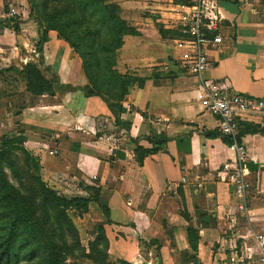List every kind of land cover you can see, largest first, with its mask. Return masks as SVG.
Masks as SVG:
<instances>
[{
	"label": "crops",
	"instance_id": "0c3cea01",
	"mask_svg": "<svg viewBox=\"0 0 264 264\" xmlns=\"http://www.w3.org/2000/svg\"><path fill=\"white\" fill-rule=\"evenodd\" d=\"M111 2L137 33L117 53L116 70L141 83L123 102L86 95L82 60L57 32L43 40L25 14L18 37L24 49L43 41L59 89L39 95L14 123L40 159L44 182L87 200L75 223L81 238L90 232L84 251L97 246L107 264H263L264 113L238 119L252 185L240 199L230 182L238 153L201 97L217 85L264 99V0ZM198 13L202 39L219 36L220 44L190 34ZM193 45L207 58L201 77L183 66L185 55L200 54Z\"/></svg>",
	"mask_w": 264,
	"mask_h": 264
},
{
	"label": "rangeland",
	"instance_id": "374dc122",
	"mask_svg": "<svg viewBox=\"0 0 264 264\" xmlns=\"http://www.w3.org/2000/svg\"><path fill=\"white\" fill-rule=\"evenodd\" d=\"M0 5V243L13 232L28 239L20 264L107 263L100 248L92 260L84 251L90 232L81 238L75 223L86 213L85 204L63 196L77 205L59 208L62 194L44 182L40 159L27 150L21 123H14L23 110L39 104L37 89L44 86L50 95L59 81L43 59V41L25 49L19 45L24 15L33 19L28 2L0 0Z\"/></svg>",
	"mask_w": 264,
	"mask_h": 264
},
{
	"label": "trees",
	"instance_id": "16d2710c",
	"mask_svg": "<svg viewBox=\"0 0 264 264\" xmlns=\"http://www.w3.org/2000/svg\"><path fill=\"white\" fill-rule=\"evenodd\" d=\"M42 31V39L47 40L51 31L58 33L60 39L67 42L81 58L83 70L89 82L87 96H99L111 104L123 102L130 88L141 83L129 75L117 70V53L124 46L127 36L137 35L122 18L121 8L111 0H26ZM1 15V14H0ZM44 86L37 89L36 95L45 94ZM32 91V90H31ZM59 208L77 205L73 200L59 197ZM85 204L87 200L75 199ZM19 223V222H17ZM1 229V228H0ZM28 239L13 232L8 239L0 243V264H20L22 249ZM100 253L93 246V253ZM105 259L106 255L103 252ZM94 262V261H93ZM95 264H107L96 261Z\"/></svg>",
	"mask_w": 264,
	"mask_h": 264
},
{
	"label": "built area",
	"instance_id": "2783aa9c",
	"mask_svg": "<svg viewBox=\"0 0 264 264\" xmlns=\"http://www.w3.org/2000/svg\"><path fill=\"white\" fill-rule=\"evenodd\" d=\"M199 17L200 13L194 15L189 29L190 34L194 38H197L199 43H205L207 45L220 44L222 42V38L219 36L215 37L212 42L202 39L198 26ZM208 21V29L210 31L217 30L218 20L210 18ZM195 47H197V51L199 52V47ZM199 53V55H185L183 59V66L194 76L201 77L207 70V58L201 52ZM201 104L205 113L217 118L220 121L219 128L222 135L232 141V148L238 153L239 166L235 167V171L230 177V182L234 186L237 196L240 199H245L246 192L251 189L252 185L247 179L248 171L246 167L243 166L246 163L247 155L245 148L243 145L239 144L238 141V119L244 113H264V99H257L235 92L227 94L221 87L217 85H207L203 88ZM258 243L261 249L264 251V236L258 238ZM262 262L264 264V257Z\"/></svg>",
	"mask_w": 264,
	"mask_h": 264
}]
</instances>
